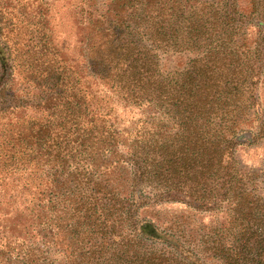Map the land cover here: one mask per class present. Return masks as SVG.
<instances>
[{
    "label": "trees",
    "instance_id": "obj_1",
    "mask_svg": "<svg viewBox=\"0 0 264 264\" xmlns=\"http://www.w3.org/2000/svg\"><path fill=\"white\" fill-rule=\"evenodd\" d=\"M87 8L79 38L87 74L112 97L145 106L159 119L131 135L115 124L108 100H94L86 77L77 87L69 65L36 64L39 53L24 68L40 93L24 98L9 84L16 56L0 50V134L10 133L19 158L39 172L35 203L2 219L0 264H12V258L19 260L13 264H52L44 250L19 242L35 233L48 244L47 213L56 200L67 201L90 225L112 227L100 239L106 251L96 256L91 250L90 264H215L207 262L213 255L221 264H264V195L235 161L236 147L255 143L262 132L246 124L255 98H245L252 93L245 84L255 75L233 38L248 20L259 27L264 46V0H220L190 9L181 0H91ZM142 38L146 43H137ZM180 48L197 54L180 71L162 72L159 50ZM29 108L39 114L28 115ZM183 188V199L223 210L222 228L208 231L207 256L178 242L171 245L175 254L143 246L159 238L154 226L146 228L150 221L139 218V208L150 200L178 199L174 191Z\"/></svg>",
    "mask_w": 264,
    "mask_h": 264
},
{
    "label": "rangeland",
    "instance_id": "obj_2",
    "mask_svg": "<svg viewBox=\"0 0 264 264\" xmlns=\"http://www.w3.org/2000/svg\"><path fill=\"white\" fill-rule=\"evenodd\" d=\"M181 1L186 4V9H190L196 6H209L212 3L218 4L220 0ZM88 2L90 3L91 0H0V25L2 26L0 50L10 51L12 58L16 56V60L12 62L15 66L12 74L14 83L9 84L14 85V89L24 98L32 99L40 93V86L34 79H30V76H26L24 68V65L31 62V54L43 55L36 64L43 60L50 62L56 60L59 64L69 65L68 69L77 81L76 86L81 88L80 85L84 83L86 77L89 92L94 95V100L95 96L108 100L115 124L134 135L137 130L143 129V126L150 128L145 123L156 121L159 116L153 110L133 103L134 101L128 102L114 93L112 94L115 97H112L100 81H98L100 83L93 82L92 76L87 74L79 38L80 23L89 9ZM90 6L92 7L93 4ZM261 36L263 35L259 32V27L248 20L240 24V28L233 36L236 43L240 45L239 51L242 52V62H245L247 71H252L255 75L249 79V84H245L252 91V93H244L245 98H255L254 104H250L246 109V114H250V120L248 118L249 121L246 124L262 131L255 143L239 144L236 147L235 161L237 168L243 174H250L255 178V192L264 195V46ZM137 43H146V40L137 39ZM195 54L197 53L193 50L183 48L168 49L166 52L159 50L160 70L172 75L186 67L194 59ZM35 80L38 81L37 78ZM27 112L30 116L39 114L30 108ZM12 139L10 133L0 134V155L3 157V161H0V237L5 234L1 226L2 219L8 215V212L21 211L35 203L34 195L39 187L38 183L36 185L39 174L37 166L33 162L19 158L21 154L18 145L14 144ZM9 145L15 146V150H10ZM145 191L152 194L147 187ZM185 191V188L174 191V196H178V199L150 200L139 208V218L150 221L145 222L148 225L146 228L154 226L153 232L159 238L152 241L145 240L144 248L150 245L165 252L174 253L171 245L178 242L200 256H207L209 251L205 250V243L208 241V235H211L208 231L222 228L223 210L220 207L209 209L196 206L192 203L193 201L181 197ZM53 204L54 206L47 213V219L50 222L46 228L48 244L45 238H38L35 233H29L20 240V246L30 245L35 249L44 250L43 255H46L52 264H90L89 260L92 262L94 260L93 256L90 257L91 250L93 253L95 251L96 256L106 251V246L101 248L103 241L101 242L100 239L102 236H110L112 227L109 223L95 227L97 223L90 225L88 221L85 222L77 217L72 205H69L67 201L64 203L56 200ZM62 216L66 234L59 228ZM70 225L73 231L70 230ZM124 226L127 227V224ZM165 232L172 234L174 238L172 239ZM20 234L23 236L25 231H21ZM176 256L177 260L184 261L182 255L176 254ZM220 259L221 257L213 255V258L206 260L209 263L221 264ZM11 260L12 264L19 263L18 259Z\"/></svg>",
    "mask_w": 264,
    "mask_h": 264
}]
</instances>
